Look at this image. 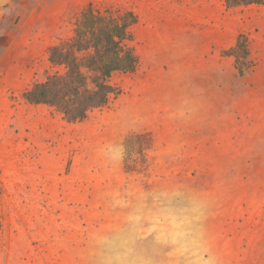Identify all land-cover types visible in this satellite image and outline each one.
<instances>
[{
	"label": "rangeland",
	"instance_id": "374dc122",
	"mask_svg": "<svg viewBox=\"0 0 264 264\" xmlns=\"http://www.w3.org/2000/svg\"><path fill=\"white\" fill-rule=\"evenodd\" d=\"M89 5L136 14L139 65L113 76L120 93L105 107L69 122L23 92L59 69L48 47ZM239 34L243 74L228 54ZM132 131L152 138L145 170L124 168ZM109 145L121 160L106 159ZM176 188L209 201L221 264H264V5L0 0V264H93L94 233L121 225L143 193Z\"/></svg>",
	"mask_w": 264,
	"mask_h": 264
},
{
	"label": "trees",
	"instance_id": "16d2710c",
	"mask_svg": "<svg viewBox=\"0 0 264 264\" xmlns=\"http://www.w3.org/2000/svg\"><path fill=\"white\" fill-rule=\"evenodd\" d=\"M227 6L264 5V0H225ZM130 9L98 10L89 5L75 17L72 33L48 47V61L59 69L34 82L23 92L32 103H43L69 122L84 120L105 107L120 93L115 74L134 72L139 58L133 46ZM243 74L250 67L249 45L243 34L228 49ZM152 138L146 131H132L124 138V168L145 170Z\"/></svg>",
	"mask_w": 264,
	"mask_h": 264
},
{
	"label": "clouds",
	"instance_id": "9594fccd",
	"mask_svg": "<svg viewBox=\"0 0 264 264\" xmlns=\"http://www.w3.org/2000/svg\"><path fill=\"white\" fill-rule=\"evenodd\" d=\"M104 155L123 153L109 145ZM209 207L180 188L143 193L121 225L92 235L93 264H221L204 229Z\"/></svg>",
	"mask_w": 264,
	"mask_h": 264
},
{
	"label": "bare ground",
	"instance_id": "6f19581e",
	"mask_svg": "<svg viewBox=\"0 0 264 264\" xmlns=\"http://www.w3.org/2000/svg\"><path fill=\"white\" fill-rule=\"evenodd\" d=\"M126 110H128V111L130 112V111L134 110V106L131 105V106H130L129 108H127Z\"/></svg>",
	"mask_w": 264,
	"mask_h": 264
}]
</instances>
